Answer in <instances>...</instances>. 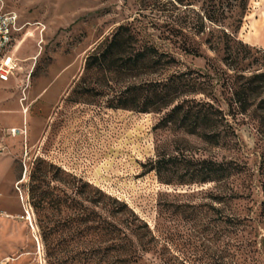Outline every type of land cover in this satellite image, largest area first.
Wrapping results in <instances>:
<instances>
[{
  "label": "rangeland",
  "instance_id": "1",
  "mask_svg": "<svg viewBox=\"0 0 264 264\" xmlns=\"http://www.w3.org/2000/svg\"><path fill=\"white\" fill-rule=\"evenodd\" d=\"M235 3L0 0V9L16 12L23 26L13 49L18 67L8 81L0 79V264H47L44 233L50 230V243L83 246L86 238L78 231L85 225L73 219L89 206L83 194H75L86 193V183L127 203L156 235L166 236L184 264H264V226L253 223L264 202V132L258 120L239 115L233 121L236 136L221 148L161 127L164 113L110 107L133 83L162 80L175 71L209 72L208 58L219 62L221 56L205 47L203 57L183 53L170 42L171 29L183 27L194 36L205 11L219 24L229 23ZM122 25L135 38L171 52L178 67L138 76L127 71L119 78L106 65L87 74L88 56ZM238 37L264 53V0H249ZM158 155H179L165 164L163 180L151 170ZM204 158L234 160L248 171L229 182L245 196L222 205L221 215L206 206L212 200L205 193L215 184L197 182L187 167ZM235 215L251 223L236 229Z\"/></svg>",
  "mask_w": 264,
  "mask_h": 264
},
{
  "label": "trees",
  "instance_id": "2",
  "mask_svg": "<svg viewBox=\"0 0 264 264\" xmlns=\"http://www.w3.org/2000/svg\"><path fill=\"white\" fill-rule=\"evenodd\" d=\"M235 2L230 12L236 17L229 23L219 24L210 11H205V17H200L195 24L194 36L186 34L183 27L171 29L173 37H170V42L183 53L203 57L206 56L205 47L221 56L219 62L208 58L209 72L175 71L162 80L133 83L120 90L116 103L111 101L110 107L140 113H164L159 122L161 127L195 135L221 148L236 136L233 121L239 115L256 118L264 132V53L239 39L238 33L249 0ZM206 20H209L210 26ZM99 48V52L95 49L96 53L87 58V74L96 67L106 65L108 68L105 71L118 77L124 76L127 71L138 76L142 72L158 74L162 69L165 73L178 67V61L171 52L162 50L152 40L135 38L129 27L124 25ZM179 155H158L151 170H155L163 180L165 164L177 160ZM188 162L191 165L186 166L197 182L215 184L214 189L205 194L212 200L206 206L216 215L223 213L222 205L245 196L241 189L229 184L232 179L248 173L245 165L234 160L211 158ZM260 176L264 192V157ZM85 186L88 188L86 193L75 189V194H83L89 206L83 208L84 215L73 221L82 227L85 225L78 235L85 237L86 241L81 244L83 246L76 247L65 245L62 241L50 243L48 235L52 231L45 232L47 264H184L168 247L166 236L156 235L127 203L89 183ZM251 191L248 187V194ZM72 201L75 204V199ZM245 221L251 223L250 218L243 220L235 215L232 224L238 229L246 224ZM255 222L256 226H264V202L260 220ZM260 242L264 250V237Z\"/></svg>",
  "mask_w": 264,
  "mask_h": 264
},
{
  "label": "built area",
  "instance_id": "3",
  "mask_svg": "<svg viewBox=\"0 0 264 264\" xmlns=\"http://www.w3.org/2000/svg\"><path fill=\"white\" fill-rule=\"evenodd\" d=\"M22 30L23 26L20 25L16 12L0 9V79L2 81H8L18 67L13 49Z\"/></svg>",
  "mask_w": 264,
  "mask_h": 264
},
{
  "label": "bare ground",
  "instance_id": "4",
  "mask_svg": "<svg viewBox=\"0 0 264 264\" xmlns=\"http://www.w3.org/2000/svg\"><path fill=\"white\" fill-rule=\"evenodd\" d=\"M13 131H16V130H13Z\"/></svg>",
  "mask_w": 264,
  "mask_h": 264
}]
</instances>
